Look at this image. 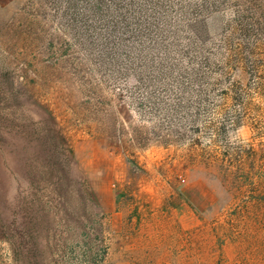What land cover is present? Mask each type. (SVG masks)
I'll return each mask as SVG.
<instances>
[{
	"label": "rangeland",
	"instance_id": "obj_1",
	"mask_svg": "<svg viewBox=\"0 0 264 264\" xmlns=\"http://www.w3.org/2000/svg\"><path fill=\"white\" fill-rule=\"evenodd\" d=\"M222 1L182 17L205 1L176 0L145 40L86 41L51 0H0V264H84L78 240L100 231L104 264H264V220L231 216L217 171L192 160L214 140L197 114L223 95L195 69L264 55L260 4ZM227 129L221 143L252 141Z\"/></svg>",
	"mask_w": 264,
	"mask_h": 264
},
{
	"label": "trees",
	"instance_id": "obj_2",
	"mask_svg": "<svg viewBox=\"0 0 264 264\" xmlns=\"http://www.w3.org/2000/svg\"><path fill=\"white\" fill-rule=\"evenodd\" d=\"M203 1L205 2L200 4H181L179 15L183 17V14L198 10L203 12L214 0ZM51 3L64 12L73 32L77 26L82 28L86 41H118L120 37L126 36L145 40V29L150 32L158 30L163 21H168V9L180 6L176 0H51ZM257 3L260 4L257 6L260 10L255 14L264 13V0H242L241 4H236L237 9H234L233 14L250 13ZM153 16L156 18L155 23H151ZM239 20L240 18L235 20L236 24ZM134 24L136 32L132 29ZM258 45L255 46L257 54H264V44ZM235 51L231 57L221 62L223 68L220 70L212 69L205 73L201 68L195 69L199 83L202 80L211 82H204L202 84L206 85L202 86H211L212 89L219 87L223 90V95L222 103L215 106L210 122L202 121L200 111H197L199 114L194 123L198 130L200 127L209 129L214 140L209 151L194 154L192 160L197 165L217 171L232 196L229 205L231 216H260L264 220V55L256 56V53H252L251 58L254 59H251L242 48ZM237 71L247 75L246 83L235 79ZM229 125L234 128L248 126L253 134L252 141L247 144L221 143V139L227 137ZM233 221L230 227L236 228ZM95 240H99L103 246L102 253L95 251ZM79 241L87 249L83 253L86 261L84 264H104L108 248L105 247L107 238L103 231L95 238L88 237L85 244L79 239L78 245ZM35 245L40 246V243L36 240Z\"/></svg>",
	"mask_w": 264,
	"mask_h": 264
}]
</instances>
